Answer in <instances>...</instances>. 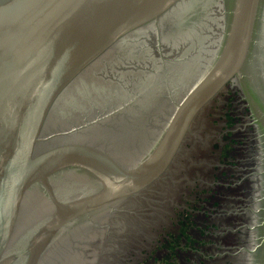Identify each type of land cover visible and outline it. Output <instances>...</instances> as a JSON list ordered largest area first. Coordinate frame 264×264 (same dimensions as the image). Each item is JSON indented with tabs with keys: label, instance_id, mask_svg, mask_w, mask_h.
Here are the masks:
<instances>
[{
	"label": "water",
	"instance_id": "obj_1",
	"mask_svg": "<svg viewBox=\"0 0 264 264\" xmlns=\"http://www.w3.org/2000/svg\"><path fill=\"white\" fill-rule=\"evenodd\" d=\"M228 86L264 142V0H0V264H124L143 238L138 264H205L237 220L217 204L229 177L197 193L177 158ZM211 110V129L238 113ZM256 221L245 264H264V201Z\"/></svg>",
	"mask_w": 264,
	"mask_h": 264
},
{
	"label": "flooded vegetation",
	"instance_id": "obj_2",
	"mask_svg": "<svg viewBox=\"0 0 264 264\" xmlns=\"http://www.w3.org/2000/svg\"><path fill=\"white\" fill-rule=\"evenodd\" d=\"M230 100L233 109L237 108V115H230L229 110H227L226 113H219L217 118H219L218 122L220 123V127L211 129V119L208 117L212 111L211 109L215 106L222 109ZM214 102L212 106L206 109L203 119H201L203 121H199L201 123L198 124L196 128V130H198L197 135L189 138L184 151H182L177 158V163L180 167H183L180 169V172L186 173V177H188L187 170L189 168H187V166L189 164H192L194 167L197 166L199 173L196 177L199 179L196 178L194 183L191 184L193 188L197 189V193L202 191L203 188L207 189V191L213 190L212 181L209 183V180H207V182L201 180V175L202 179H204V177H211V173L209 177L207 176L208 171L210 172L211 170L212 174L216 173V171H219L221 174L223 171L226 174L224 177H229L227 187H223L222 191L220 190L223 197L220 198L221 201L217 204L219 206V211H222L220 218L227 219L234 217L237 218V220L233 227L220 228V233L222 234V243L220 247L219 244H216V249H213V251H211V249H206L205 254L202 251L205 259L201 261L205 264H245L250 259V248L253 246L255 241L254 237L258 233L259 228L256 219L260 216V203L264 201V197L260 196V194L264 193V142H261L260 135L257 132L258 129L253 124V111L249 107H246L247 101L241 98L239 90L234 89L232 86H228L226 91L222 92L219 98L215 99ZM236 103L238 104L236 105ZM229 117L234 123L232 128L229 127L228 124ZM213 131L215 134H220L214 135ZM201 132H205L208 135L206 134L204 137H201ZM237 133H240L241 136L236 137L235 135ZM197 136L198 138H195ZM215 145H218V150L214 149ZM226 147L230 148V153L228 154L225 151ZM201 151H203L204 154L201 155ZM212 151L215 156L212 155ZM241 155L244 156V160H246L245 167H242L243 159L241 160ZM226 156L227 158H225ZM232 169L244 173L243 176L231 177ZM202 172H204L205 175H203ZM220 174L217 176L220 177ZM189 182L190 178L180 180L181 186L178 189L179 195L186 192L184 191V187L189 184ZM237 183L245 185L244 189L242 188V193L241 191L237 193L235 189L228 190L229 188L237 186ZM213 195L215 196V194ZM214 196L213 198L216 197ZM193 197H195V195ZM238 198H240V200H238ZM215 200H217V198H215ZM215 200L212 199L211 203H209L212 205ZM206 208L207 206H205L204 212H202L200 216L201 225H204L202 230H207V238L205 241L212 240V234H214V236L217 234V228L213 227L212 224V219H215L217 212L205 213ZM159 226L160 224L158 226L156 224L155 228L152 229L157 231L155 233L157 235L156 241L165 242L168 240V233L163 232V226L166 225L162 227ZM173 232L175 231L173 230ZM142 240L144 244L139 246L141 243L140 240V243L131 247L133 249L127 250L124 264H126L127 261H130L131 264H138L150 258V253L152 252V247L150 246L153 238H143ZM141 252H143V254H141ZM199 262L198 260L197 263L200 264Z\"/></svg>",
	"mask_w": 264,
	"mask_h": 264
}]
</instances>
